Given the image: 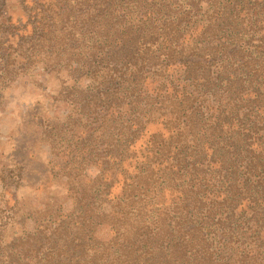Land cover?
Here are the masks:
<instances>
[{"label":"trees","instance_id":"obj_1","mask_svg":"<svg viewBox=\"0 0 264 264\" xmlns=\"http://www.w3.org/2000/svg\"><path fill=\"white\" fill-rule=\"evenodd\" d=\"M37 65L75 81L59 93L82 132L36 105L4 158L72 211L0 206V264H264V0H0V95ZM15 223L32 231L10 239Z\"/></svg>","mask_w":264,"mask_h":264},{"label":"rangeland","instance_id":"obj_2","mask_svg":"<svg viewBox=\"0 0 264 264\" xmlns=\"http://www.w3.org/2000/svg\"><path fill=\"white\" fill-rule=\"evenodd\" d=\"M14 8H16V6H12L11 8L13 9V12H15ZM72 50L75 51L74 48H71L69 52H71ZM84 51L85 47L82 48V53ZM88 51L89 50L86 48V53L84 54H86V58L89 61L91 60V58L88 57ZM72 55H74L75 60H78L80 56H76V54ZM161 63H163V61H161ZM42 67L43 66L41 65H37V69L35 68L33 70V74L29 75L32 76L34 84L33 81H31V78L26 75L18 79L17 81L19 82V84L14 86V88L9 92L5 93L4 97L2 96V93L0 95V123L2 122L0 124V206L2 208L9 209L11 208L10 206L12 205L14 200L18 201V205L21 207V209L19 210L17 221H22L24 220V218H27L33 213L36 215L37 212L41 211L48 205H52L53 207L59 206L60 208H62L65 214H68L72 211L71 204L65 196L66 192L61 187V183L57 182L51 188H48V185L44 184L42 189H36L33 186L20 187V182L16 180V172H10L14 167H9L6 164L7 162L5 161L6 158H4V156L12 151L13 138H15L14 131H16V134L18 135V139L29 138L28 129H31V123L36 122L39 119L34 117L37 115V113L32 111V113H30V117H26L24 119H22L19 115L23 116L26 112H31L32 107H35L36 105L40 106L39 110L45 113V117H47L56 125L61 126V131L65 130V132H68L66 128L70 125L71 128L76 129V131L82 132L80 127L81 125L76 127L73 125L74 122L77 124H81L80 117H76L74 115V106H71L68 102L61 100L62 97L66 99V97L71 94V91L59 93L64 85L68 86V88L70 89L71 87H74L75 81L70 80L69 76L65 72L60 73L58 71H53L50 76H46L41 70L43 69ZM176 74L180 75V72H173L171 70L167 71V75H170L171 79ZM103 76L104 74L100 72L96 76V80L83 78L79 81L77 87H79V90H85L88 87L96 89L97 87H99V83L102 81ZM39 79L42 81L39 82ZM156 79L158 81L163 80L160 78ZM63 82H65V84H63ZM154 85L155 84H153L149 88L154 87ZM5 120L10 121L11 129L6 130L7 126ZM39 133L40 137H47L48 135V132L46 130H44V133L42 131H39ZM95 136L98 144H100L104 139L102 130L96 133ZM32 150L33 159L36 162L45 164L49 161V148L46 144H42L41 148H32ZM1 178L4 179V182H8L10 184L9 186L11 187L6 192V196H4V198L1 197L3 191ZM10 179L13 180L10 181ZM3 200L4 202L2 203ZM6 201L7 206L5 207ZM100 211L101 209L97 210V212ZM35 221L36 218H33L31 222L33 223ZM31 229V224H29L26 228H23L22 225H17L15 223L14 227L9 228L7 233L8 235H10V239H15L23 233H29L30 231H32ZM111 236L112 230H109L108 228H101L100 232L96 233L97 239L102 241H108Z\"/></svg>","mask_w":264,"mask_h":264}]
</instances>
